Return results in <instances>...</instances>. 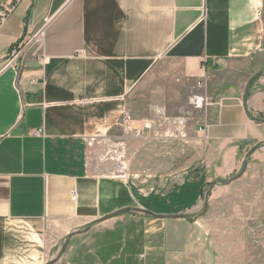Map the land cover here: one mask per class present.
I'll use <instances>...</instances> for the list:
<instances>
[{
    "label": "crops",
    "instance_id": "0c3cea01",
    "mask_svg": "<svg viewBox=\"0 0 264 264\" xmlns=\"http://www.w3.org/2000/svg\"><path fill=\"white\" fill-rule=\"evenodd\" d=\"M1 7L10 13L0 23V264H47L66 242L55 264H264V225L249 221L264 197V0H0ZM44 19L51 21L42 43L18 70L6 67L11 48ZM159 61L181 63L193 95L206 99L190 136L198 158L172 179L170 162L186 157L168 151L156 163L162 179L146 185L137 173L128 174L129 187L126 177L94 175L93 142L118 140L122 128L137 139L139 85ZM175 131L181 137L163 148L182 146L183 128ZM245 162L241 178L210 190L203 215L204 196L194 189L225 181ZM246 179L249 188L239 189ZM136 208L175 218L129 212L103 221Z\"/></svg>",
    "mask_w": 264,
    "mask_h": 264
},
{
    "label": "rangeland",
    "instance_id": "374dc122",
    "mask_svg": "<svg viewBox=\"0 0 264 264\" xmlns=\"http://www.w3.org/2000/svg\"><path fill=\"white\" fill-rule=\"evenodd\" d=\"M181 71L182 64L178 62L159 61L156 64L155 69L147 75V79L139 85L137 105L139 117L143 120L141 122L139 120V123H143V125L138 129L137 139L130 138V133L126 134L125 129L122 128L118 140H110L107 143L93 142L90 150V163L94 175L126 177V185L129 187L130 179L127 176L131 173H137L134 178L132 177L137 183L161 180L163 174L161 164L156 163H161L162 158L169 152L170 155L173 154L174 158L177 154L186 157L181 165H177L176 159L170 162L171 174L169 175L172 179L177 169L184 168L178 176L182 175L184 171H187L189 161L198 158V150L193 148L195 143L190 141V136L195 133V120L201 114L189 102L190 98L194 96L196 84L193 80L182 77ZM174 128H183L182 138L184 139H180L183 141L180 143L184 147L171 143L169 150L165 149L163 144L168 145L165 141L181 137L179 132H174ZM131 135L135 136V133H131ZM132 157H135L136 160L133 164H131ZM243 166L241 164L238 170L232 176L227 177L224 182L227 183L231 178L237 176ZM178 180L182 186L186 183L182 178ZM144 184L146 185L145 182ZM190 185L191 187L187 184L185 188L188 190L194 188L192 183ZM203 185L205 182L194 190L200 194ZM249 185L250 180L246 179L238 188H249ZM263 201L264 197L262 196L260 204L256 205L254 211L249 213L250 227L253 223L264 225Z\"/></svg>",
    "mask_w": 264,
    "mask_h": 264
},
{
    "label": "built area",
    "instance_id": "2783aa9c",
    "mask_svg": "<svg viewBox=\"0 0 264 264\" xmlns=\"http://www.w3.org/2000/svg\"><path fill=\"white\" fill-rule=\"evenodd\" d=\"M9 13L10 9L8 7L0 8V23L7 18ZM50 21L51 19H44L41 28L34 35L23 38L11 48L7 57L6 67H11L14 70L19 69L17 62H21L25 54L28 53L35 45L42 43L45 29ZM189 102L195 109H200L207 103L204 96L201 95H194L190 98ZM36 134H38V132H36Z\"/></svg>",
    "mask_w": 264,
    "mask_h": 264
},
{
    "label": "water",
    "instance_id": "95a60500",
    "mask_svg": "<svg viewBox=\"0 0 264 264\" xmlns=\"http://www.w3.org/2000/svg\"><path fill=\"white\" fill-rule=\"evenodd\" d=\"M257 77H259V74H256L255 76H253L246 84V88H245V91H244V96H243V101L245 103V100H246V97H247V94L249 92V89H250V85L252 83V81L254 79H256ZM256 148H252L246 155L245 159L247 160V158L255 151ZM247 169V163L245 162L244 163V166L242 168V170L239 172V174L233 178H231L228 182H234L236 180H238L239 178H241L243 176V174L245 173ZM217 183H223V184H226V182L224 181H215V182H211V183H207L205 185L202 186V189L200 191V194L201 196H204V203H205V211L203 212V215L207 213V209H208V196H209V193H210V190L215 187V185ZM208 187V191L204 194L203 193V189ZM129 212H135V213H142V214H146V215H152L154 216L155 218H169V219H172V218H175V216H156V215H153L145 210H142L140 208H136V209H122V210H118L117 212H114L112 214H109L108 216H106L104 218L103 221H107V220H110V219H113V218H116V217H119V216H122V215H125ZM67 245L68 243L66 242L62 248V250L60 251V253L58 254L57 258L55 260H53L52 262L50 263H47V264H55L60 258L61 256L63 255V253L65 252L66 248H67Z\"/></svg>",
    "mask_w": 264,
    "mask_h": 264
}]
</instances>
